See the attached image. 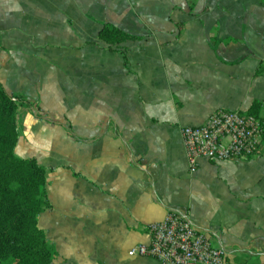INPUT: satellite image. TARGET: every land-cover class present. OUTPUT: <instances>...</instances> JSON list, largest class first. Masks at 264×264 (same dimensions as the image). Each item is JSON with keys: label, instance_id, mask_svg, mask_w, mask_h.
Instances as JSON below:
<instances>
[{"label": "crops", "instance_id": "obj_1", "mask_svg": "<svg viewBox=\"0 0 264 264\" xmlns=\"http://www.w3.org/2000/svg\"><path fill=\"white\" fill-rule=\"evenodd\" d=\"M105 24L137 39L109 49ZM0 82L29 103L16 153L47 169L53 264H159L129 251L171 210L264 264V141L192 173L181 134L256 103L264 127V0H0Z\"/></svg>", "mask_w": 264, "mask_h": 264}, {"label": "built area", "instance_id": "obj_2", "mask_svg": "<svg viewBox=\"0 0 264 264\" xmlns=\"http://www.w3.org/2000/svg\"><path fill=\"white\" fill-rule=\"evenodd\" d=\"M181 134L192 173L202 160H251L261 154L264 141V127L258 117L224 109L214 111L201 125L182 127ZM148 234L150 242L135 245L129 256L151 258L159 264H236L188 213L169 211L163 220L148 226Z\"/></svg>", "mask_w": 264, "mask_h": 264}, {"label": "trees", "instance_id": "obj_3", "mask_svg": "<svg viewBox=\"0 0 264 264\" xmlns=\"http://www.w3.org/2000/svg\"><path fill=\"white\" fill-rule=\"evenodd\" d=\"M99 39L114 49L135 36L105 24ZM20 94H10L0 82V264H53L38 217L50 208L47 169L36 159L21 158L16 148L21 136L19 111L28 105ZM257 104V103H256ZM256 104L250 115L257 117Z\"/></svg>", "mask_w": 264, "mask_h": 264}]
</instances>
